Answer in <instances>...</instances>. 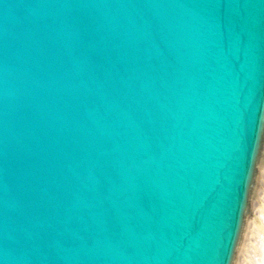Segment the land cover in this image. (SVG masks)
Here are the masks:
<instances>
[{
    "label": "water",
    "instance_id": "1",
    "mask_svg": "<svg viewBox=\"0 0 264 264\" xmlns=\"http://www.w3.org/2000/svg\"><path fill=\"white\" fill-rule=\"evenodd\" d=\"M0 264H264V0H0Z\"/></svg>",
    "mask_w": 264,
    "mask_h": 264
}]
</instances>
